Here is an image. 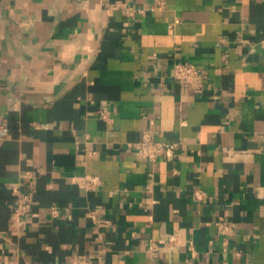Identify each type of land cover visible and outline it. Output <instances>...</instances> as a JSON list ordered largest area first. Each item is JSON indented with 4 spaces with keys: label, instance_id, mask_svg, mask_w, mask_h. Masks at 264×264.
I'll return each instance as SVG.
<instances>
[{
    "label": "crops",
    "instance_id": "crops-1",
    "mask_svg": "<svg viewBox=\"0 0 264 264\" xmlns=\"http://www.w3.org/2000/svg\"><path fill=\"white\" fill-rule=\"evenodd\" d=\"M163 2L0 0V264H264V0Z\"/></svg>",
    "mask_w": 264,
    "mask_h": 264
},
{
    "label": "built area",
    "instance_id": "built-area-1",
    "mask_svg": "<svg viewBox=\"0 0 264 264\" xmlns=\"http://www.w3.org/2000/svg\"><path fill=\"white\" fill-rule=\"evenodd\" d=\"M163 0H153L152 5L147 9L127 8L125 15L128 17L134 14H144L146 10L161 9ZM171 76L178 81H198L200 80V70L190 64L175 63L172 66ZM175 144H162L149 140L147 135L139 142L137 155L148 163H154L160 157L170 158L174 154ZM98 183L96 177L81 179V186L89 188ZM29 197L27 195L17 197L14 200L13 216L16 226L22 224V216L28 211ZM218 234L226 236L233 232L235 225L229 221L219 220L214 222ZM176 240L175 236H169L165 241V246L170 247ZM190 249H192L190 247Z\"/></svg>",
    "mask_w": 264,
    "mask_h": 264
}]
</instances>
